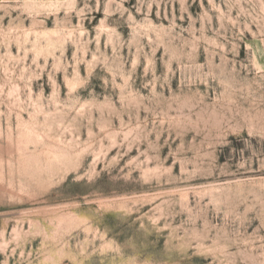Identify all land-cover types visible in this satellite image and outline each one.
Here are the masks:
<instances>
[{"label": "rangeland", "instance_id": "obj_1", "mask_svg": "<svg viewBox=\"0 0 264 264\" xmlns=\"http://www.w3.org/2000/svg\"><path fill=\"white\" fill-rule=\"evenodd\" d=\"M0 264H264V0H0Z\"/></svg>", "mask_w": 264, "mask_h": 264}, {"label": "bare ground", "instance_id": "obj_2", "mask_svg": "<svg viewBox=\"0 0 264 264\" xmlns=\"http://www.w3.org/2000/svg\"><path fill=\"white\" fill-rule=\"evenodd\" d=\"M52 150H54V149H52ZM51 154H52V153H51ZM59 154H60V153H59ZM56 155H57V154H56ZM48 156H49V155H48ZM48 156H47V157H48ZM53 156H54V155H53ZM63 156H64V155H63ZM58 158H59V157H58ZM50 159H51V158H50ZM51 160H52V159H51ZM53 161H54V160H53ZM46 162H47V161H46ZM50 162H51V161H50ZM32 172H34V171H32Z\"/></svg>", "mask_w": 264, "mask_h": 264}]
</instances>
